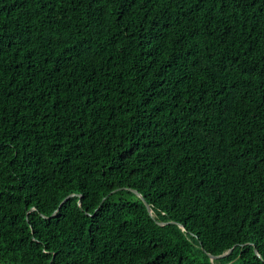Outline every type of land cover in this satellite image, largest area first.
<instances>
[{"label": "trees", "instance_id": "16d2710c", "mask_svg": "<svg viewBox=\"0 0 264 264\" xmlns=\"http://www.w3.org/2000/svg\"><path fill=\"white\" fill-rule=\"evenodd\" d=\"M0 264H264V0H0Z\"/></svg>", "mask_w": 264, "mask_h": 264}, {"label": "water", "instance_id": "95a60500", "mask_svg": "<svg viewBox=\"0 0 264 264\" xmlns=\"http://www.w3.org/2000/svg\"><path fill=\"white\" fill-rule=\"evenodd\" d=\"M131 191L134 192L139 198H141V199L144 201V203H145V205H146V207H147L148 212L152 215V208H151V206L146 202V200H145L144 197L141 195V193H139L137 190H133V189H131ZM73 196H75V195H70V196H68V197L62 202V204L60 205L59 209L63 206V204H65V203L69 200V198H71V197H73ZM79 197L82 198V196H80V195H79ZM79 204L81 205V200H80ZM59 209H58V210H59ZM54 214H56V212H55ZM159 224H160V225H166V223H159ZM179 226L182 227L181 224H179ZM232 252H233V249L227 251L226 253H224V254H222V255H218V256H214V255H212V254H209V257L211 258L212 261H214V260H219V259H222V258L228 257L229 255L232 254ZM255 253H256L259 257H261V255L259 254V252H258V250H257L256 248H255Z\"/></svg>", "mask_w": 264, "mask_h": 264}]
</instances>
